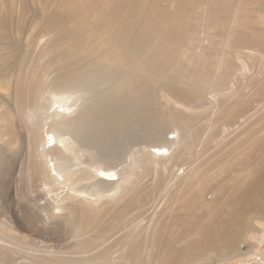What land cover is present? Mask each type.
I'll return each mask as SVG.
<instances>
[{
	"label": "bare ground",
	"instance_id": "bare-ground-1",
	"mask_svg": "<svg viewBox=\"0 0 264 264\" xmlns=\"http://www.w3.org/2000/svg\"><path fill=\"white\" fill-rule=\"evenodd\" d=\"M18 4L24 18L27 4ZM35 6L38 12L27 5L31 26L51 15L49 33L68 26L84 31L67 46L42 48L28 64L19 60L16 72L5 71L15 76L13 110L37 121L27 134L32 173L42 185L57 183L65 191L69 203L61 209L77 238L72 254L80 257L43 255L28 264H226L240 257L253 225L264 223V107L247 117L264 98V0H46L42 9ZM1 18L5 34L9 23ZM212 29L226 50L223 70L232 91H222L226 98L215 84L208 89V79L198 80L211 66L181 78L178 69L179 51ZM92 32L106 52L80 57ZM51 54L45 76L21 77L22 69L29 73ZM253 67L251 78L240 77ZM72 90L90 94L79 113L66 115L82 98L46 116L48 104L38 96ZM11 113L6 109L0 118L8 138ZM74 147L94 162L75 164ZM145 177L149 183L141 188ZM145 209L143 222L134 223ZM9 253L0 244V259L12 260Z\"/></svg>",
	"mask_w": 264,
	"mask_h": 264
},
{
	"label": "rangeland",
	"instance_id": "rangeland-1",
	"mask_svg": "<svg viewBox=\"0 0 264 264\" xmlns=\"http://www.w3.org/2000/svg\"><path fill=\"white\" fill-rule=\"evenodd\" d=\"M19 1H23V3L27 4L31 10L30 12H38V8L35 6L36 2L41 9L46 2V0H0L1 19L2 21L5 19V23H9L7 27L8 30L5 34L0 25V34L5 35V38L0 41V118L2 114L6 112V109H8V111L10 109L12 112L10 114V120L14 132L11 138L4 137L1 130L2 124L0 122V156H2L0 157V227L6 237H3L6 241L0 240V244L11 253L9 254L12 259L10 261L0 259V264H7L9 262L14 264H28L30 260H39V257L43 255L51 258H55L54 256L65 258L80 257V254H72V252L75 251L74 247L76 246L77 238L75 237V230L72 232L73 229L70 228L71 225L68 222L69 217L61 209L62 206L69 203L68 200H65V191L61 190L57 183H51L50 186L47 187L42 185L41 179L39 180L32 173V166L34 165L33 151L28 146L27 134L28 127L33 126L37 121L27 117L23 118L13 110V101H15L13 92L15 76L11 74L8 75L5 71L12 70V72H16L18 69L17 62L19 60L27 59L25 62L28 64L29 61H31V56L34 53L40 52L42 48H47L49 45L62 47L65 44V46H67L69 39L75 38V40H78L84 31L70 29L68 26L67 29L55 28L52 30V33H49L45 30V26L47 20L51 18V15H49V17L46 15L47 18L45 22L40 21V19L39 21H35V23H37L36 25L31 26V21L34 20L29 21L28 18L26 19L29 13L27 5H25V11L27 13H25V17L21 18L18 15L17 10ZM31 2L35 4L30 6ZM40 18H42V16ZM251 19L253 18L251 17ZM89 26L90 27H85V29L92 28L91 25ZM95 36L96 34L94 32L88 35L89 40L86 46H89L90 49L79 51L80 57L93 55L95 49L100 51L99 53L103 51L106 52V49L100 50V47L98 48L100 44L95 40ZM83 37L86 38V35L84 34ZM216 37L220 38V40ZM220 41L221 37L219 30L212 29L210 37L203 34L193 36V42L188 43L187 48L179 51L180 56L178 62L180 66L178 69L181 70V78L187 76L192 69H201L205 66H211L212 69L210 72L201 69L198 80L208 79L210 84L208 89L212 87L211 85L215 84V86L221 90V94H223V90H226L228 94L230 93L232 95V91L228 90V85H230V83L225 80L226 77L223 70L226 50L225 47L219 44ZM208 45L210 46L208 47ZM217 48L219 49L217 50ZM216 52L219 53L216 55ZM245 52L251 54V57L254 58L258 56L263 57L258 52L251 53L248 50H245ZM21 54L23 57H21ZM108 55L111 57L110 52H108ZM219 55L221 56L219 57ZM52 58H55L53 54L49 55V58H43L39 63L38 60L35 61L34 64L37 65V68L32 69L29 73L26 72V69H22V72H20L21 77L23 78L24 76L30 75L32 71L38 75V78L45 76L46 68L44 65ZM256 71L257 69L254 67L249 70L245 68L241 74L244 77H240L245 79L250 76L251 78ZM244 73L247 74V76ZM225 81L227 83H225ZM103 88L110 89L108 86H103ZM45 91L44 94L38 96V101L48 104L46 116H52L57 112H61L63 111V106H71L75 104L77 98H82V101L77 102V105L71 106L70 111L66 114L67 116H76L79 113L77 111L83 108L87 99L90 97V94L77 93L78 91L75 90L61 91L54 94ZM226 92H224L225 95L223 94L221 96H225L224 98L229 96ZM253 106H255V110L250 112V115L247 117L254 115L256 110L263 109L264 98L254 103ZM36 114L38 115V112ZM91 138L94 141L96 139V137L94 138L93 136H91ZM169 138L173 139L175 135L170 134ZM100 145H102V143H100ZM72 151L75 155V164L87 166L91 162H94L90 156H82L81 152L76 147H74ZM37 180H39V182ZM149 180L150 179L146 177L144 180L142 179L139 184L140 187L143 188L144 185L147 186ZM68 184L70 188L78 186L77 184L71 185L69 182ZM157 197H161V194ZM149 213L150 212L145 209V211L141 213L142 215L140 214L138 218H136L134 223L143 222L144 217ZM132 215H134L133 212ZM255 224L260 228V231L264 227V223L260 225L256 222ZM253 227L254 232L247 235L248 242L246 245H243V251L242 254L239 255L240 257L235 260H230L226 262V264H264V232L262 234L256 226L253 225Z\"/></svg>",
	"mask_w": 264,
	"mask_h": 264
}]
</instances>
